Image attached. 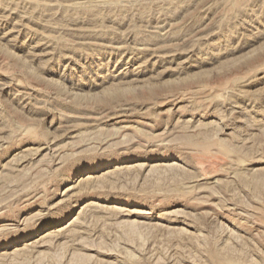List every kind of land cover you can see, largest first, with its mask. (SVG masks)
<instances>
[{"label": "rangeland", "instance_id": "obj_1", "mask_svg": "<svg viewBox=\"0 0 264 264\" xmlns=\"http://www.w3.org/2000/svg\"><path fill=\"white\" fill-rule=\"evenodd\" d=\"M264 264V0H0V264Z\"/></svg>", "mask_w": 264, "mask_h": 264}, {"label": "bare ground", "instance_id": "obj_2", "mask_svg": "<svg viewBox=\"0 0 264 264\" xmlns=\"http://www.w3.org/2000/svg\"><path fill=\"white\" fill-rule=\"evenodd\" d=\"M215 264H243L235 253L221 254L219 252L213 254Z\"/></svg>", "mask_w": 264, "mask_h": 264}]
</instances>
